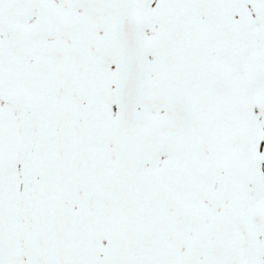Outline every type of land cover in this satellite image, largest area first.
<instances>
[{
  "label": "snow or ice",
  "instance_id": "snow-or-ice-1",
  "mask_svg": "<svg viewBox=\"0 0 264 264\" xmlns=\"http://www.w3.org/2000/svg\"><path fill=\"white\" fill-rule=\"evenodd\" d=\"M0 264H264V0H0Z\"/></svg>",
  "mask_w": 264,
  "mask_h": 264
}]
</instances>
